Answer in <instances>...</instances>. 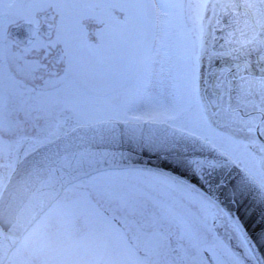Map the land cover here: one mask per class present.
Here are the masks:
<instances>
[{"label": "flooded vegetation", "instance_id": "flooded-vegetation-1", "mask_svg": "<svg viewBox=\"0 0 264 264\" xmlns=\"http://www.w3.org/2000/svg\"><path fill=\"white\" fill-rule=\"evenodd\" d=\"M10 1L0 0V44L3 45L0 66L4 72L0 79V192L17 162L55 137L57 117L60 124L77 120L76 106H82L78 87L87 89L99 78L100 82H95L99 97L90 103L104 105L110 113L117 112L121 98L130 97L133 91L132 83L125 84L133 73L132 56L122 55L129 48L121 46L117 23V29L110 30L106 36L102 35V23L92 21L88 25L85 19L79 21L81 31H73L72 18L68 16V8L63 13L61 0H19L12 7ZM208 2L211 8L205 12L202 0H186L185 19L190 26V37L181 40L175 79L188 82L180 85L182 96L188 97L189 103L183 126L211 143L214 138L208 135V130L227 138L236 147L246 149L249 157L264 168V150H261L264 77L223 71L215 85L219 93L218 110L213 112L200 100L203 62L210 52L200 47L205 33L201 30L206 25L207 28L220 26L215 12L221 8V2ZM238 2L249 7L258 26H264V0ZM235 3L236 0H224V7H233ZM196 4L201 7H195ZM23 22L30 23L34 29L28 43L10 33L13 26ZM88 38L95 42L94 48L87 46ZM198 61L201 62L199 73ZM257 61L264 71V55ZM183 64L188 67L183 69ZM55 82H60L57 86L64 93L56 96ZM61 100H70L71 105L62 108ZM125 171L102 172L105 177L74 184L73 190L92 195L101 215H106L118 229V235L130 248L129 253L138 255L144 263L218 264L214 238L222 235L223 229L215 227L206 207V196L174 177H160L162 174L146 170ZM49 238L52 256L59 259L61 250L68 253L69 246L63 247L52 234ZM105 241L114 243V247ZM94 245L103 246L102 252L115 253L113 257L123 252L111 227L104 230ZM76 256L71 253L66 257L71 262Z\"/></svg>", "mask_w": 264, "mask_h": 264}, {"label": "water", "instance_id": "water-1", "mask_svg": "<svg viewBox=\"0 0 264 264\" xmlns=\"http://www.w3.org/2000/svg\"><path fill=\"white\" fill-rule=\"evenodd\" d=\"M231 16L225 29L216 32L215 46L230 50L237 60L250 58L262 44L253 37L249 14L240 11ZM201 150L214 151L198 139L165 126L113 122L77 128L47 144L24 160L0 199V264L26 229L74 179L108 167L143 164L169 168L165 166L167 159L194 155ZM249 183L255 194L264 198L251 179Z\"/></svg>", "mask_w": 264, "mask_h": 264}, {"label": "snow or ice", "instance_id": "snow-or-ice-1", "mask_svg": "<svg viewBox=\"0 0 264 264\" xmlns=\"http://www.w3.org/2000/svg\"><path fill=\"white\" fill-rule=\"evenodd\" d=\"M220 2L223 7L224 0ZM195 7L201 5L196 4ZM2 55L3 45L0 44V57ZM3 75L0 66V79ZM182 101L183 96L175 107L174 115L177 117L184 111ZM208 135L214 138V147L218 146L226 153L225 156L201 150L194 155L165 161V166L181 176L190 177L191 182L206 194L209 215L215 227L223 229V234L214 238L218 264H251L257 250L264 252V241L257 244L254 238L255 232H264V198L255 194L249 179H255L264 190V168L249 157L246 149L236 147L211 130H208ZM261 195L264 196V192Z\"/></svg>", "mask_w": 264, "mask_h": 264}, {"label": "rangeland", "instance_id": "rangeland-1", "mask_svg": "<svg viewBox=\"0 0 264 264\" xmlns=\"http://www.w3.org/2000/svg\"><path fill=\"white\" fill-rule=\"evenodd\" d=\"M77 1L86 4L88 12L83 10L80 2L76 4L77 6L74 4L71 6L69 4V15L68 13L67 15L72 18L73 31H81L78 24L82 19H85L88 25L92 21L96 22L97 19L105 21L109 20L108 22L101 24V28L103 36H106L107 33L110 35V30H112L115 24V22L112 24V20L114 21L115 15H119L121 17V29L126 33L128 32L127 35L130 38L134 37L135 39V46L140 54V63L142 65L143 55H141V53L144 54L145 49L148 46L150 31V7L147 0H74V2ZM157 2L159 5L158 18H161L159 30L164 33V40L159 46V53H157V55H168L171 49V44L175 42L181 28L180 11L182 10V5L180 0H157ZM67 3H69V0H66V4ZM64 6L65 4L62 2L61 9H63V13L64 10L67 12V8ZM90 16H93V19H90ZM132 32H134L133 35ZM143 88L145 90L144 93L134 97L133 102L128 107V112H133L142 117L140 120L145 119L156 121L161 120L169 113H174L175 109L172 105H176L175 101L161 99L159 95L162 90H160L157 85L152 88L143 85ZM66 104L69 105L70 100H67ZM86 104L89 109V117H97L98 114L101 113L98 110L97 105L88 106V103ZM120 264H124V262Z\"/></svg>", "mask_w": 264, "mask_h": 264}, {"label": "clouds", "instance_id": "clouds-1", "mask_svg": "<svg viewBox=\"0 0 264 264\" xmlns=\"http://www.w3.org/2000/svg\"><path fill=\"white\" fill-rule=\"evenodd\" d=\"M35 247L32 255L34 259H29L23 264H64L63 261L56 259L49 251V245L43 232H39L34 237Z\"/></svg>", "mask_w": 264, "mask_h": 264}, {"label": "bare ground", "instance_id": "bare-ground-1", "mask_svg": "<svg viewBox=\"0 0 264 264\" xmlns=\"http://www.w3.org/2000/svg\"><path fill=\"white\" fill-rule=\"evenodd\" d=\"M168 136H169V138L170 139H175V136L174 135H170V134H168V133H166ZM177 140H179L181 143H186V144H189V145H191L192 147L193 146H195L194 144H191V143H189V142H187V141H185V140H182V139H177ZM122 141H124V139L122 140ZM125 141H127L126 139H125ZM68 144H70V143H68ZM263 234H261V233H259V232H256V235H254V236H258V237H256L255 239H256V241L258 242V244L261 242V241H264V232H262ZM258 251V253H257V255L258 256H262L263 254L261 253V251H259V250H257ZM264 253V252H263Z\"/></svg>", "mask_w": 264, "mask_h": 264}]
</instances>
